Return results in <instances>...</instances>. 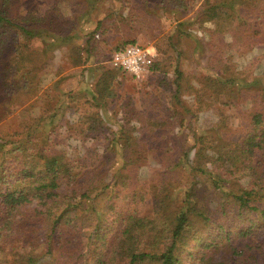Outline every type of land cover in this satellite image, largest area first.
<instances>
[{"label":"trees","instance_id":"obj_1","mask_svg":"<svg viewBox=\"0 0 264 264\" xmlns=\"http://www.w3.org/2000/svg\"><path fill=\"white\" fill-rule=\"evenodd\" d=\"M14 1L0 0V108L41 91L40 81L21 74L23 67H34L35 59L29 52L33 43L40 40L49 51L72 42L70 32H61L58 22L51 18L56 7L46 15H23L12 10ZM159 1L163 9L173 13L190 8L187 0ZM261 1L214 5L192 22L204 30L208 22L230 19L237 22L236 34L246 37L253 32L260 37L264 34L263 16L259 15L263 10L258 6ZM98 24V28L104 26L103 22ZM111 56L108 61L112 68H102L92 91L93 102L104 112L116 97L115 82L125 73L111 65ZM67 58L74 66L86 65L92 59L87 49L76 44L69 47ZM158 68L155 59L153 73ZM177 73L180 78L181 72ZM240 84L243 93L249 92L247 97L256 92L264 99V79L241 80ZM69 99L74 101L70 96L57 95L55 104L41 111L32 131L0 137L2 255L8 256L9 247L24 230L27 234L21 239L27 250L19 264H79L87 247L89 256L95 254V264H264V108L249 113L251 128L237 144L236 161H217L208 148H203L199 166L191 168L187 156L186 166L198 173L194 178L206 181L205 190L196 186L194 179L184 194L172 200L175 204L168 206L165 214L141 220L130 214L129 208L118 205L125 191L131 199L127 193L132 171L129 148L144 140L139 135L146 122L142 118L138 121L141 126L132 131L130 123L112 130L99 153L84 144L105 133L108 124L104 114L84 115L80 127L66 120L62 123V114L75 116V106L66 103ZM79 136L86 142L81 143ZM71 138L82 144L81 150L71 144ZM199 138L203 145L204 136ZM83 214L88 215L93 227L88 237L80 231ZM74 241L77 244L71 247L70 258L56 256L58 247ZM39 247L43 250L38 251ZM10 262L5 259L0 264Z\"/></svg>","mask_w":264,"mask_h":264},{"label":"rangeland","instance_id":"obj_2","mask_svg":"<svg viewBox=\"0 0 264 264\" xmlns=\"http://www.w3.org/2000/svg\"><path fill=\"white\" fill-rule=\"evenodd\" d=\"M187 2L188 11L173 13L169 8L163 9L159 0H15L12 10L23 15L30 12L46 15L56 7L51 18L58 22L61 32H70L72 42L49 51L40 40L31 45L34 67H23L21 74L40 81L42 89L0 108V137L32 131L39 123L41 111L52 107L57 95L70 96L74 101L69 99L66 103L75 106L72 110L75 116L62 114V123L66 120L80 127L84 115L104 114L107 130L84 144L99 153L112 130L130 123L132 131L141 126L138 121L142 118L146 122L139 135L144 140L129 148L132 171L127 193L130 192L131 199L125 191L118 208H129L136 219L153 220L165 214L168 206L175 204L172 200L184 194L194 179L198 182L196 186L205 190L206 181L194 178L198 173L191 172L192 167L199 166L203 148H208L217 161H236L237 144L251 128L249 113L264 108V99L256 92L247 97L249 92L243 93L240 84L241 80L264 79V34L255 37L251 32L246 37L240 36L236 34L237 22L225 18L206 23L204 30L192 22L211 6L222 3L231 6L242 0ZM258 6L263 10L259 15L264 20V0ZM99 22L104 26L98 28ZM93 34L94 38L89 40ZM131 42L154 50L159 68L142 80L120 74L114 86L116 97L104 112L93 102L92 91L102 70L112 68L108 61L111 54ZM71 44L87 49L90 62L74 66L67 58ZM177 70L182 74L180 78ZM48 98L54 100L50 102ZM154 122L156 126H147ZM200 136H204L203 145L198 142ZM79 138L80 141L83 138L81 143L86 142L84 137ZM71 141L81 150L82 144L77 139ZM187 156L190 169L186 166ZM82 185L86 188L84 180ZM133 197L137 198L135 202ZM92 228L88 215H81V234L88 237ZM25 234L26 231H19L8 256L0 253V261L11 259L9 264L20 263L27 250L21 239ZM41 241L42 237L39 244ZM75 244L76 241L58 247L56 256L70 258ZM41 250L39 247L38 251ZM84 252L79 264H95V254L89 256L88 247Z\"/></svg>","mask_w":264,"mask_h":264},{"label":"built area","instance_id":"obj_3","mask_svg":"<svg viewBox=\"0 0 264 264\" xmlns=\"http://www.w3.org/2000/svg\"><path fill=\"white\" fill-rule=\"evenodd\" d=\"M156 52L139 44H129L122 50H116L111 56V65L122 69L126 74L142 80L153 74L152 68Z\"/></svg>","mask_w":264,"mask_h":264}]
</instances>
